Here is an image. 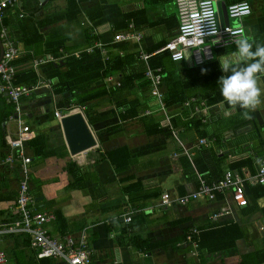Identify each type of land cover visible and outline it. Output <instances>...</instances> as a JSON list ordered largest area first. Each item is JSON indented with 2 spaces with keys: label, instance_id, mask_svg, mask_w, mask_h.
I'll use <instances>...</instances> for the list:
<instances>
[{
  "label": "crops",
  "instance_id": "crops-1",
  "mask_svg": "<svg viewBox=\"0 0 264 264\" xmlns=\"http://www.w3.org/2000/svg\"><path fill=\"white\" fill-rule=\"evenodd\" d=\"M242 1L252 12L234 24L264 44V0H223L227 6ZM179 24L176 0H15L0 15L4 51L10 42L18 51L15 82H39L20 102L21 120L33 134L23 147L32 160L35 209L55 215L44 225L51 237L66 242L72 236L78 244L84 236L90 264H264V183L257 181L264 104L246 120L242 109L223 100L220 60L233 57L235 43L215 48L214 57L200 64L190 49L181 60L157 52ZM145 53L151 56L142 59ZM150 70L161 74L159 85ZM171 74L173 83L188 82L185 88L196 94L169 105L164 82ZM194 77L203 88H191ZM3 96L0 224L19 217L23 177L21 161L2 164L22 128L11 117L14 103ZM73 111L83 112L97 140L79 153L71 152L61 122ZM228 172L244 180L246 206L233 200L232 189L192 197L202 181L213 184ZM165 192L171 201L163 205ZM183 196L186 203L178 201ZM32 238L5 234L0 248L6 264H65L39 258Z\"/></svg>",
  "mask_w": 264,
  "mask_h": 264
},
{
  "label": "built area",
  "instance_id": "built-area-1",
  "mask_svg": "<svg viewBox=\"0 0 264 264\" xmlns=\"http://www.w3.org/2000/svg\"><path fill=\"white\" fill-rule=\"evenodd\" d=\"M15 0H2L0 2V15L4 8L12 4ZM223 0H176L177 9L180 18L178 33L169 40L157 52L167 51L173 60H181L185 52L190 49L194 60L197 63H203L214 57V49L232 45L244 34V27L237 23H221L216 3ZM229 18H242L252 12L251 4L248 1L232 3L227 6ZM124 38L122 34H116L115 39ZM2 58L0 59V93L7 95L8 99L15 104V114L12 118L19 119L22 124L19 136L10 140L12 152L5 156L2 164L13 166L16 161H21V171L23 177L19 183V194L17 198V210L19 217L11 222L0 224V241L5 234L28 232L32 234V247L35 249L39 258L56 257L64 260L65 264H90V249L84 238L75 243L72 236H68L66 242H62L51 237L44 228L45 223L53 220L55 215L49 212H40L35 209V198L30 191L29 183V163L32 161L24 151V142L30 139L33 134L30 126L21 120V100L28 96L38 84H16L17 69L14 59L17 56V49L13 42L9 43ZM142 59H148L150 54H141ZM155 86L161 83V74H154L151 70L147 73ZM45 83V82H43ZM158 91L155 88L154 94ZM257 181L264 183V160L259 169ZM232 189V198L240 206H246L249 199L246 195L244 180L239 176H234L231 172L213 184H206L202 181L200 189L192 194L193 198L208 196L214 198L219 191ZM188 196L179 197L178 201L186 203ZM171 201L169 192H165L161 197V204L166 205ZM227 212V211H226ZM224 215L225 210L218 215ZM131 220V216L126 218ZM8 254L0 248V264L8 262Z\"/></svg>",
  "mask_w": 264,
  "mask_h": 264
},
{
  "label": "clouds",
  "instance_id": "clouds-1",
  "mask_svg": "<svg viewBox=\"0 0 264 264\" xmlns=\"http://www.w3.org/2000/svg\"><path fill=\"white\" fill-rule=\"evenodd\" d=\"M235 45L233 57L220 60L224 75L218 83L227 105L233 109L239 107L243 110L242 117L250 120L252 113L264 104V88L260 86L264 79V44L242 34Z\"/></svg>",
  "mask_w": 264,
  "mask_h": 264
},
{
  "label": "water",
  "instance_id": "water-1",
  "mask_svg": "<svg viewBox=\"0 0 264 264\" xmlns=\"http://www.w3.org/2000/svg\"><path fill=\"white\" fill-rule=\"evenodd\" d=\"M222 2V4H221ZM217 1V11L221 23H229L230 18L227 5L223 1ZM224 3V4H223ZM4 53L3 42L0 38V59ZM66 141L72 153L85 151L96 145V137L88 125L82 111H73L61 118Z\"/></svg>",
  "mask_w": 264,
  "mask_h": 264
},
{
  "label": "trees",
  "instance_id": "trees-1",
  "mask_svg": "<svg viewBox=\"0 0 264 264\" xmlns=\"http://www.w3.org/2000/svg\"><path fill=\"white\" fill-rule=\"evenodd\" d=\"M3 22L5 23V20H3ZM159 60L160 59H157L155 64H161V61H159ZM213 64H215V62H213ZM208 65H210V64L205 63L204 65H200L199 70H201V72H202V69ZM221 71H222V69H221ZM173 77H174L173 74L166 76L165 82H164L167 85V89H170L169 91L167 90L168 92L166 93V101L169 105H173V104H177V103H183L187 98H190L191 95L196 94L195 92L191 91L189 87H188V89L185 88L188 85V82H184L181 86H177L175 83H173V81H174ZM20 82H21V79L18 78L15 83L18 84ZM204 83L205 82L202 81L200 78L198 79V78L194 77L192 79V82H191V85H192L191 88L193 90H198L201 87L203 88ZM28 85H31V83H28ZM0 97L4 98L2 93H0ZM217 99L218 98H215V99L213 98L212 100H209V102L215 101Z\"/></svg>",
  "mask_w": 264,
  "mask_h": 264
},
{
  "label": "rangeland",
  "instance_id": "rangeland-1",
  "mask_svg": "<svg viewBox=\"0 0 264 264\" xmlns=\"http://www.w3.org/2000/svg\"><path fill=\"white\" fill-rule=\"evenodd\" d=\"M239 19H241V18H237V20H236L235 18H233L231 21H232V23L234 24V23H236V21H238Z\"/></svg>",
  "mask_w": 264,
  "mask_h": 264
}]
</instances>
